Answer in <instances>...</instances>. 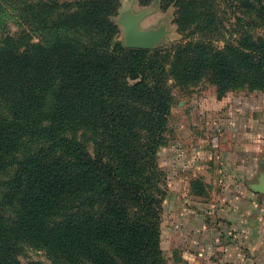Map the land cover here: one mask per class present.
<instances>
[{"label": "trees", "instance_id": "16d2710c", "mask_svg": "<svg viewBox=\"0 0 264 264\" xmlns=\"http://www.w3.org/2000/svg\"><path fill=\"white\" fill-rule=\"evenodd\" d=\"M164 1L178 6L181 32L202 38L128 47L111 20L118 0L23 4L42 37L0 41V172L12 171L0 181V264H44L19 259L25 244L52 264H167L159 158L174 89L208 81L219 98L264 91V35L217 47L207 36L221 25L210 0ZM234 1L264 24V0Z\"/></svg>", "mask_w": 264, "mask_h": 264}, {"label": "crops", "instance_id": "0c3cea01", "mask_svg": "<svg viewBox=\"0 0 264 264\" xmlns=\"http://www.w3.org/2000/svg\"><path fill=\"white\" fill-rule=\"evenodd\" d=\"M213 99L198 127L185 124L181 144L163 149L162 248L167 264H264V193L255 189L264 177V91Z\"/></svg>", "mask_w": 264, "mask_h": 264}, {"label": "rangeland", "instance_id": "374dc122", "mask_svg": "<svg viewBox=\"0 0 264 264\" xmlns=\"http://www.w3.org/2000/svg\"><path fill=\"white\" fill-rule=\"evenodd\" d=\"M74 2L75 0H60V2ZM119 6L116 12L111 16V20L118 26V32L116 33V39L121 40L124 43L125 28L121 24L122 16L134 15L140 12H146L140 21V27L144 30L148 29H160L166 30V35L163 37L160 44L154 49L168 48L182 41L189 39H200L202 38V32L200 29L195 31L187 30L181 32L178 24L175 21L177 16L178 6L175 2L170 3L168 6L165 5L164 0H118ZM26 0H7L6 1V15L4 17L5 23L0 28V41L7 34L11 33L18 36L22 42H39L42 37L41 30H34L23 12L22 7ZM210 5H213L214 12L218 18V22L221 21V25H218V30L214 28L211 34H207L217 47L223 48L228 43H233L239 40V38L247 33L258 36L264 35V24L260 25L254 19V15L243 13L242 8L238 5L237 1L234 0H210ZM211 8V7H210ZM212 10V9H211ZM122 11H125L123 13ZM213 11V10H212ZM264 19V18H263ZM261 21V20H259ZM125 44V43H124ZM176 94V102L174 103L171 112L169 114L168 121V138L169 141L163 149L169 146L181 144V135L179 129L184 127L185 124L191 125V127H198L197 114L202 109L205 111H213L215 105L213 98L218 96L217 87L208 81H202L198 85L192 87V92L184 94L176 87L174 89ZM249 94L247 90H236L228 91L224 96H246ZM223 96V97H224ZM223 97L219 98L222 99ZM187 99L193 100L192 103L187 104L184 101ZM183 102L184 104H182ZM203 102L206 103L207 108H203ZM182 104V105H181ZM188 110V111H187ZM220 112L226 111V108H221ZM189 113L190 115H187ZM206 125H209L205 122ZM211 124V122H210ZM185 129V128H183ZM212 131V129H211ZM91 150L93 147L91 146ZM163 157L160 156L159 163L160 167L168 176L167 170L163 165ZM12 171L0 172V181L10 177ZM2 188L0 189V196ZM164 200V210L165 201ZM164 214V212H163ZM163 229L161 234V247H163ZM163 249V248H162ZM164 251V250H163ZM165 253V251H164ZM19 259L23 263H29L31 261H39L44 264H52L48 259L46 253L31 245H24L19 251ZM166 256V254H165ZM167 258V256H166ZM168 263V258H167Z\"/></svg>", "mask_w": 264, "mask_h": 264}, {"label": "water", "instance_id": "95a60500", "mask_svg": "<svg viewBox=\"0 0 264 264\" xmlns=\"http://www.w3.org/2000/svg\"><path fill=\"white\" fill-rule=\"evenodd\" d=\"M125 13V11H122ZM146 12L136 13L134 15L122 16L121 24L125 28L124 43L128 47L154 49L161 43L166 35L164 28L144 30L140 27V21ZM258 192L264 193V177L255 188Z\"/></svg>", "mask_w": 264, "mask_h": 264}]
</instances>
